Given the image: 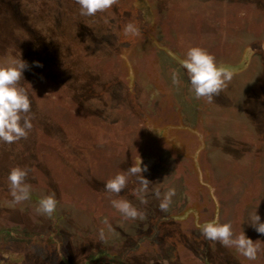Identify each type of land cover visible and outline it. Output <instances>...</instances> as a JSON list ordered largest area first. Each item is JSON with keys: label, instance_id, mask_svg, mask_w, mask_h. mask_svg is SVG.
<instances>
[{"label": "rangeland", "instance_id": "374dc122", "mask_svg": "<svg viewBox=\"0 0 264 264\" xmlns=\"http://www.w3.org/2000/svg\"><path fill=\"white\" fill-rule=\"evenodd\" d=\"M129 23L138 36L125 35ZM193 46L233 72L211 103L181 67ZM19 56L32 128L0 141V264H264V234L249 221L257 209L264 222V0H117L94 16L76 0H0V62ZM140 160L144 202L135 176L106 190ZM16 167L31 190L20 204ZM49 195L51 217L37 211ZM113 199L143 218H124ZM214 221L259 243L258 259L205 239Z\"/></svg>", "mask_w": 264, "mask_h": 264}, {"label": "clouds", "instance_id": "9594fccd", "mask_svg": "<svg viewBox=\"0 0 264 264\" xmlns=\"http://www.w3.org/2000/svg\"><path fill=\"white\" fill-rule=\"evenodd\" d=\"M76 2L80 6L81 15L94 16L97 12L110 9L117 3V0H76ZM124 32L126 36L139 35L138 28L132 23L125 26ZM181 67L186 70L195 98H207L209 103L213 101L215 95L227 87L233 78V72L228 67L219 65L214 55L199 46H193L187 50ZM26 68L27 64L21 56L18 59L11 57L7 62H0V141L7 144L27 138L32 128L31 117L27 115L31 108L29 95L23 88L18 87V82L23 77ZM179 82V74L173 71V85ZM141 165L140 160L138 165H132L126 172L119 173L107 181L106 190L118 195L127 187L129 177L135 176L140 185L136 194L144 202V194L150 191V181L143 175L147 171V166L142 167ZM27 175V170L19 167L13 168L9 173V188L14 204H20L31 197L30 185L26 183ZM155 195L157 198L161 197L159 190L155 191ZM175 195L174 188L167 190L159 205L161 211H168ZM57 203L54 195H49L39 200L37 211L51 217L57 209ZM111 204L124 218L133 220L138 217L143 218V214L127 200L113 199ZM249 221L257 232L264 234V222H261L257 209L249 216ZM108 223L105 218L104 224L108 225ZM201 233L207 240L218 241L225 247L235 248L249 261H256L261 252L259 243L247 237L244 231L238 236L235 235L231 222L206 223ZM103 237L104 232L101 231L100 238L103 239Z\"/></svg>", "mask_w": 264, "mask_h": 264}, {"label": "trees", "instance_id": "16d2710c", "mask_svg": "<svg viewBox=\"0 0 264 264\" xmlns=\"http://www.w3.org/2000/svg\"><path fill=\"white\" fill-rule=\"evenodd\" d=\"M148 15V13H146ZM151 14V13H150ZM147 17V16H146ZM150 20H146V22L149 23ZM63 123V121H62ZM64 124V123H63ZM203 165L205 164L204 162L202 163ZM22 236H28L29 238H32V239H35L36 241L38 240V238L40 237V235L36 236V235H33V234H30V235H27V234H22ZM56 242V241H55Z\"/></svg>", "mask_w": 264, "mask_h": 264}]
</instances>
